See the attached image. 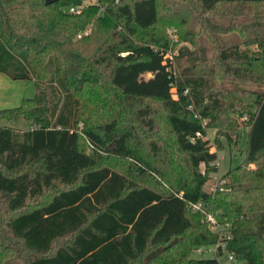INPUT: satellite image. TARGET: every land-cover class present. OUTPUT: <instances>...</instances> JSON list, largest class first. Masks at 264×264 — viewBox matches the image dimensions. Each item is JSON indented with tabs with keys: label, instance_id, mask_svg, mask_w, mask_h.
Instances as JSON below:
<instances>
[{
	"label": "trees",
	"instance_id": "obj_1",
	"mask_svg": "<svg viewBox=\"0 0 264 264\" xmlns=\"http://www.w3.org/2000/svg\"><path fill=\"white\" fill-rule=\"evenodd\" d=\"M189 1L191 12L181 1L174 12L182 23L196 13L186 30L195 48L176 53L157 27L158 0H0V72L36 84L0 109V264H264V0ZM220 6H232L229 24L214 20L229 13ZM230 31L243 38L220 43ZM151 97L191 185L174 181ZM16 118L32 126L1 123ZM243 123L244 162L207 189L219 171L207 126ZM208 213L231 237L217 256L197 257L221 240ZM226 251L237 262L223 263Z\"/></svg>",
	"mask_w": 264,
	"mask_h": 264
},
{
	"label": "rangeland",
	"instance_id": "obj_2",
	"mask_svg": "<svg viewBox=\"0 0 264 264\" xmlns=\"http://www.w3.org/2000/svg\"><path fill=\"white\" fill-rule=\"evenodd\" d=\"M86 3L90 1L96 0H85ZM161 11V20L158 23L159 30L163 31L167 36H169L172 46L176 53L179 52L181 46H187L190 49H194L195 46L192 43V39L190 38V33H187L191 27V24L196 16L194 13L188 14L187 21L182 23V15L175 13L177 12L176 7L178 6L179 1L182 2V10L186 12H191L192 5L189 0H158ZM222 8V9H221ZM217 9H221L223 11H219L220 13H226L217 15L216 13L213 15L215 21H222L225 24H229L232 18V6H220ZM255 9L253 6L252 11ZM216 11V10H215ZM214 11V12H215ZM218 11V10H217ZM212 12V13H214ZM186 22V23H185ZM91 30V25L87 26L84 31H81L78 36H81L83 33H88ZM243 38V35L237 31H230L228 33H220L218 34L219 42L225 43L232 40V38ZM201 43L207 47V55L212 57L216 52L215 46L212 42L207 41L205 39H201ZM211 62V61H210ZM181 65L185 66L188 61L186 59H181L179 62ZM175 62L176 70H180V64ZM148 75H151L149 73ZM264 89V85H263ZM36 91V84L33 79H14L8 76L4 72H0V109L5 107H12L20 104L21 99L24 96L34 95ZM149 102L153 108V112L155 114V118L157 120L158 129L160 132L161 142L166 150L168 163L170 166V170L174 177V181L178 187L182 185H191L194 183V178L189 169L185 154L181 152L176 143L175 132L169 122L167 112L163 107L162 101L159 98L151 97ZM97 106L92 107V109L88 112L92 115V117H96L101 109H96ZM206 120V123H205ZM204 120V124L206 125L208 122V118ZM244 123L247 119L243 116L240 118ZM1 123L8 124L10 126L16 128L27 129L32 126V122L25 118H16V119H2ZM242 124L237 128V132L234 130H230L226 126H223L221 130L218 127H213V125L207 126V135L206 138H210L211 143L213 144L212 149H219L218 160L219 163V171L212 172L211 177L206 183V188L212 190L216 187L220 177L227 172L230 168L240 165L244 162L246 158V149L248 145V134H249V126L247 124ZM229 132L230 136L227 134ZM166 166V165H165ZM254 166V164H252ZM202 169H205V165L202 164ZM194 209H197L193 206ZM209 213L206 215L205 220L208 226L213 230L221 234L222 231H226L227 223L216 224L214 221H211L208 218ZM222 231H221V230ZM215 244V243H214ZM214 244L206 245V248L203 251L195 250L194 255L197 257H213L214 252L211 250ZM223 263L228 262L227 252L225 255L221 257Z\"/></svg>",
	"mask_w": 264,
	"mask_h": 264
},
{
	"label": "built area",
	"instance_id": "obj_3",
	"mask_svg": "<svg viewBox=\"0 0 264 264\" xmlns=\"http://www.w3.org/2000/svg\"><path fill=\"white\" fill-rule=\"evenodd\" d=\"M70 10L73 12H80L81 8H80V6L72 5V6H70ZM205 123H206V120H205ZM201 205H202V203L198 202V203L194 204V207L199 209L201 207ZM208 218L211 221H214L216 224H219V222L216 219V216L213 213H209ZM226 227H227V230L225 232L220 229L222 231L221 238H220L221 240L216 242L213 245V248L211 249L214 252V255H216V256L219 254L220 246H222L223 248H226V239L225 238L231 237L230 224L227 223ZM205 248H206V245H201L197 248V250L203 251ZM226 252H227L228 262H237L236 254L234 252H229V251H226Z\"/></svg>",
	"mask_w": 264,
	"mask_h": 264
},
{
	"label": "water",
	"instance_id": "obj_4",
	"mask_svg": "<svg viewBox=\"0 0 264 264\" xmlns=\"http://www.w3.org/2000/svg\"><path fill=\"white\" fill-rule=\"evenodd\" d=\"M53 1H55V0H46L47 3H51Z\"/></svg>",
	"mask_w": 264,
	"mask_h": 264
}]
</instances>
